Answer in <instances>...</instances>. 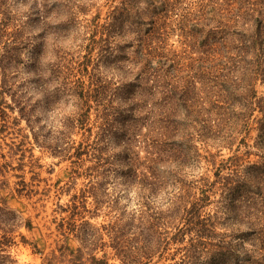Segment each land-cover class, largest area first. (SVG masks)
Wrapping results in <instances>:
<instances>
[{
    "label": "trees",
    "instance_id": "trees-1",
    "mask_svg": "<svg viewBox=\"0 0 264 264\" xmlns=\"http://www.w3.org/2000/svg\"><path fill=\"white\" fill-rule=\"evenodd\" d=\"M140 3L145 5L143 9L137 7ZM121 4L122 17L135 14L136 24L145 26L141 32L144 35L131 31L140 43L143 38L148 40L147 36L158 33L160 22L165 24L164 20L171 18L170 13L177 18V29L184 37L182 44L192 46V41L201 44L207 41L203 36L207 25L203 23L199 4L192 3L195 11H190V7L179 9L176 0H121ZM133 6H136L134 13ZM257 6L256 0H237V6L231 8L230 31L221 23L209 29L207 36L218 34L219 45L230 52L228 57L214 55L215 60L220 58L225 63L223 66L218 63L215 68L211 66L209 70L207 61L211 58L207 55L189 56L187 69H182L174 58L158 52V46L152 47L155 42L150 46L143 43L141 51L131 60L135 69L131 82L117 86L96 84L94 66L103 58L107 47L106 39L99 36L98 40L95 37L90 39L83 60L72 69L73 80L69 83L67 78L59 77L63 66L59 62L54 64L43 53L46 43H42V50L40 45L32 49L27 70L33 75L34 87L41 94L46 109L62 112L57 129L47 131L48 135L53 134L52 138L67 139L69 130L73 128L91 133L92 129L86 123L92 103L98 104L102 94L108 97L102 104L107 113L103 111L102 116L97 117L100 119L97 141L105 145L110 133H118L114 135L117 145L124 150L126 161L120 174L124 177V184L137 187L136 195L140 199L136 220L131 218L127 227L110 231L109 246L121 264H160L164 251L177 243L183 245L179 249L182 254L173 264H264V98L255 95L256 81L260 79L264 83V14ZM42 7L56 15L53 20L56 30L71 28L74 23L71 7L65 6L61 0H44ZM41 12L43 16L44 11ZM60 14L61 18L64 15L63 19L57 17ZM101 41L103 44L95 53V46ZM212 42L214 38H211ZM22 44L21 41H12L6 47L0 46L2 81L7 69L16 67L20 61L18 52L14 51L21 49ZM91 65L89 72L87 68ZM205 74L213 90L209 101L195 97L194 92L196 80ZM1 91L4 93V85ZM108 91H111L109 95ZM115 97H118L119 107L112 104ZM11 98L14 106L18 104L19 117L32 130L30 126L36 121L31 119L34 106L27 109L21 100L15 101L13 95ZM69 102L74 111L63 113ZM206 103L210 107L206 108ZM2 104L10 111L14 108L1 98L0 118L3 124L0 130L6 128L8 118ZM255 111L260 113V117L254 116ZM213 112H216L215 116L211 117ZM13 120L16 121L15 118ZM251 120L256 125L257 136L253 147L259 152L260 163L243 165L238 152L241 148H249L243 135L248 133ZM149 122L154 127L151 130L154 137L148 144L143 141L148 149L140 160L133 147L137 139L143 137L139 133L140 128L145 126L148 130ZM198 124L206 135L204 139L218 140L222 144L220 147L230 149L231 155L218 163L212 162V180L202 178L196 184L187 183L182 170L186 167L188 155L192 154V144L187 135L189 131H195ZM32 134L38 144V138ZM103 148L95 150L99 152L95 157L97 162L103 160ZM80 149L77 147L76 156L81 161L83 152ZM244 154L248 155L249 151H244ZM20 156L16 167L10 161L0 162V191L9 189V180L5 177L8 171H23L21 161L24 156ZM0 159L4 160V155L0 154ZM16 177L18 180L10 189L12 195L31 199L38 193V184L32 183L34 177L29 182L22 175ZM48 191L43 189L41 194L46 195ZM218 192L222 210L218 208L211 214L206 209L212 202L211 197ZM159 194L164 197L161 200L166 205L156 209L151 200L159 198ZM60 209L61 212L67 211L62 207ZM76 209L77 206L73 205L71 217H61L55 224V230L64 240L70 234L78 237L82 245L72 250L65 244H59L43 258L42 264H109L106 253L96 257V253L92 252L97 246L94 241L95 237L98 238L97 232L90 228L86 220L77 223L74 217L79 213ZM228 220L230 230L220 232L218 226L228 223ZM34 228L30 218L1 201L0 264L12 263L4 255V249L17 242L16 237L22 244L32 246L34 253L40 252L37 245L29 243L21 233V230L31 232ZM133 228L136 232L131 233V238ZM245 243L249 247L245 248Z\"/></svg>",
    "mask_w": 264,
    "mask_h": 264
},
{
    "label": "rangeland",
    "instance_id": "rangeland-1",
    "mask_svg": "<svg viewBox=\"0 0 264 264\" xmlns=\"http://www.w3.org/2000/svg\"><path fill=\"white\" fill-rule=\"evenodd\" d=\"M61 1L65 6L73 9L74 23L71 24V28L59 31L54 26L53 20L56 17L54 12L52 10H46V12L42 7L44 0H26L24 2L0 0V34L2 35L0 46L6 47L7 43L12 41L23 42L21 49L14 51L18 52L20 58L17 66H10L7 69L3 81L0 75V100L2 98L7 104L14 106L11 98L13 95L15 101L21 100L27 109L33 105V117L31 119H36L30 126L32 127L31 130L27 127L26 121L19 117L16 108L18 104H15L16 106L12 111L2 104L8 118L6 119V128L0 130V154L4 155V160L0 159V162L10 161L12 166L16 167L17 159L23 155L21 163L24 164V167L23 171L14 169L5 175L9 180V189L0 191V203L1 201L5 202L11 209L21 211L24 217L31 219L35 228L31 232L21 230V233L29 243H35L40 250L39 253H34L32 246L22 244L16 237L17 242L5 248L4 255L9 257L11 264H42L43 258L59 244H65L72 250L81 246L78 237L70 234L64 240L55 230V224L61 217L68 215L71 217L72 206L76 205L75 211L79 214H76L74 218L77 223L86 220L90 224V228L97 232L98 238L95 237L96 240H94L97 246L92 252L96 253V257H101L103 253H106L109 264H121L119 259L114 257V251L109 246L111 244L110 233L127 227L131 218L136 220L140 199L136 195L137 187L124 184V177L120 174L125 169L126 161L124 150L119 147L120 145H117L116 135H114L118 133L116 131L110 133L105 145H102L101 141H97L96 132L100 120L97 117L102 116V112L106 111L102 104L106 102L105 99L108 97H104L102 94L98 104L92 103L89 121L86 123L87 127H91V133L73 128L69 130L70 136L67 139L59 140L58 136L52 138L53 134L48 135L47 131L57 129L62 112L58 110L49 111L45 108L42 96L38 90L36 91L35 84L32 82L33 75L27 70L30 53L37 45H40L42 50V43L44 45L46 43V49L44 51L43 48V53L54 64L59 62L63 66L59 77L60 79L67 78L69 83L73 80L71 73L75 69L74 67L83 60L82 57L86 53L85 49L90 43V39L95 37L98 40L99 36L103 37V40L106 39L107 47L104 49L106 53L103 58L99 59L94 66L95 75H93L96 84L105 83L117 86L131 82L135 70L131 60L141 51L143 43L144 46H150L151 43L155 42L152 47L158 46L156 47L158 52H163L169 58H174L180 63L182 69H187L189 56L207 55L211 58L207 61V70H209L211 66L215 68L218 67V63L222 66L225 63L224 60H219L220 58L215 60L214 55L221 54L228 57L230 52L219 45L218 34L214 37V34L207 36V33L209 29L218 27L220 23L226 25L227 30L230 31L231 8L237 6V0H176L179 9L190 7V11H195L192 3L199 4L198 6L202 9L200 14L203 23L207 25L204 28L203 36L204 40L207 39V41L204 44L192 41V46L189 43L187 45L182 44L184 37L177 29L175 22L177 18L172 16L175 14L170 13L171 18L165 19V24L163 21L160 22L158 33H152V36H147L148 40L145 37L140 43L136 39L137 37L132 36L134 33L131 31L135 30L144 35L141 32L145 26L140 27L136 24L135 14L129 13L128 16H121V0ZM256 1L257 9L264 14V0ZM133 7L134 13L136 6ZM137 7L143 9L145 5L140 3ZM41 11H44L43 16H41ZM57 17L63 19L64 15L62 14V18L61 14ZM43 21L49 24L44 25ZM109 24H111L110 27H108ZM211 38H214L212 43ZM102 44L101 41L95 46V53L98 52ZM121 55L124 57L121 58ZM92 66H88L89 72ZM206 78L207 75L205 74L196 80L194 92L195 97L200 96V98L209 101L208 98L213 90L208 84V78ZM84 81L87 84L86 78ZM242 83H246V81H242ZM3 85L4 93L1 91ZM107 93L109 95L111 91ZM255 95L257 98H264V83L260 79L255 84ZM112 104L119 107L118 97L112 98ZM205 107H210L209 103H206ZM74 109L72 103L69 102L65 105L63 113L68 114ZM110 113L113 114L111 110ZM213 114L211 117L215 116ZM255 115L260 117L258 111L254 112ZM2 124L3 121L0 118V128ZM148 125V130L145 126L140 128L139 133L143 137L138 138L133 147L140 160L145 156L144 151L148 149L143 141L148 144L149 140L154 137L151 133L154 127L150 122ZM255 126L251 120L248 133L243 135L249 145V148H241L238 152L240 162L243 165L260 161L259 152L253 147L254 139L257 136V131L254 130ZM200 127L198 124L196 130L189 131L187 135L192 144V154L188 155L186 167L183 168L184 171L182 170L187 183L194 182L197 184L202 178L207 177L212 180V162L218 163V161L225 160L231 155L230 149L225 146L220 147L222 144L218 140L204 139L203 137L206 135L201 132ZM32 133L38 138V144ZM196 141H202V143ZM40 143H43L45 148ZM77 147H81L80 151L83 152L80 156L81 161L76 156ZM102 147H104L103 160L97 162L95 157L99 155V152L95 150ZM246 150L249 151V154L243 155ZM17 175H22L26 182L31 181L34 177L32 183L38 184L36 186L38 193L31 199L17 197L10 193L13 183L18 180ZM43 189H49L46 195L41 194ZM162 198H164L162 194H159V198L151 200L156 209L160 208V205L165 208L166 204L161 200ZM211 201L207 211L213 214L216 210H222L219 192L215 197H211ZM60 207L67 211L61 212ZM78 215L82 218L79 219ZM218 228L220 232L230 230V221L219 225ZM132 232H136V229L131 230V238ZM182 246L178 243L170 245L169 249L164 251L159 263L173 264L174 261H178L182 254L179 249ZM245 246V248L249 247L248 243H245ZM172 257L174 259H171Z\"/></svg>",
    "mask_w": 264,
    "mask_h": 264
}]
</instances>
